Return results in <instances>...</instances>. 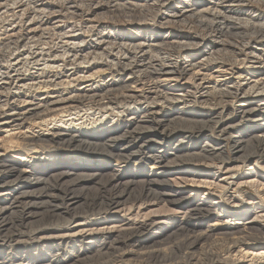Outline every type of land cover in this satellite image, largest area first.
<instances>
[{
	"label": "bare ground",
	"instance_id": "obj_1",
	"mask_svg": "<svg viewBox=\"0 0 264 264\" xmlns=\"http://www.w3.org/2000/svg\"><path fill=\"white\" fill-rule=\"evenodd\" d=\"M55 1L0 0V264H177L172 224L186 264H264L260 202L231 207L264 178V0Z\"/></svg>",
	"mask_w": 264,
	"mask_h": 264
},
{
	"label": "rangeland",
	"instance_id": "obj_2",
	"mask_svg": "<svg viewBox=\"0 0 264 264\" xmlns=\"http://www.w3.org/2000/svg\"><path fill=\"white\" fill-rule=\"evenodd\" d=\"M64 1V2H63ZM69 0H61V1H59V0H56L55 2H57L56 3V6L57 7H62L61 8V11H60V9L58 8H56V9H53L52 11H54L55 10V13L56 12H59L58 14H61V15H65L66 14V8L69 6V2L71 1L72 2V0H70L69 2H68ZM60 2V3H59ZM64 3V4H63ZM65 6V7H64ZM63 13V14H62ZM149 14V16L151 17V15L152 14H154V13H148ZM101 16H103V15H101ZM104 16L105 17H107L108 19H110L111 20V24H120L119 23V21L121 22V20L123 19L124 20V17L122 16V15H120L121 17L118 19L117 17H115L114 15H109V14H107V13H104ZM103 16V17H104ZM153 16V15H152ZM110 17V18H109ZM112 17H113V19H112ZM123 20H122V22H123ZM116 22V23H115ZM176 27L178 28L179 26L178 25H176ZM218 104V103H217ZM221 105H223V104H221ZM200 107V106H199ZM199 107H197V109H200ZM205 141V140H204ZM203 140H202V142L201 143H203L204 142ZM226 143H227V146H228V151H230V148H231V144L233 145V140L232 139H228V140H226ZM12 156V155H11ZM14 157H17V158H19V156L18 155H16V156H14ZM27 162H30V164L33 162V160H28ZM238 165H241V164H238ZM262 165V166H261ZM260 166L261 167H264V164H261ZM254 164H250V163H248V164H246L245 166H241V167H239V168H235L234 170L236 171V172H238V173H240V174H244V179H241V180H238V181H242L243 182V180H244V182H247L248 180H252L253 178H255V177H251L252 175H250V171L251 170H254V169H252V168H254ZM259 166V165H258ZM236 167V166H235ZM238 170V171H237ZM261 172H260V174H264V170L262 169V170H260ZM251 172H254V171H251ZM248 174V175H247ZM223 177V173H219L218 174V176L216 177V179H214V180H212V181H216V184L217 183H220V181H221V178ZM170 179H173L172 177L170 178ZM263 179V180H262ZM260 181V184H259V187H256V185L254 186L253 184H248V183H241V184H239V189L242 191V193L243 194H245V196L246 197H244V196H241V194L239 193V192H237V194H236V197L238 196V198L240 199V201H241V204H242V206H231L233 209H236L237 208V211L239 212V211H242V209H241V207H246V203H248V204H251V206H250V209H253L254 207H255V205H256V203H258V202H260L259 204L261 205V207L263 208V209H261V211H263L264 210V178H262ZM181 181L179 182V181H177V186L178 187H176V188H180V189H186V190H188L187 192H188V194L190 195V193H192V190H196L197 191V193H198V196H200V198H203V194H204V192H207V191H214V189H215V191L217 192H221V190L220 189H217V187H216V185H214V184H212L213 186H208V185H203L200 181H191L192 179L191 178H185V179H180ZM207 182H209V181H207ZM222 182H224V181H222ZM249 182V181H248ZM224 183H228L227 181L226 182H224ZM175 185V184H174ZM225 185H227V184H225ZM252 185V186H251ZM176 186V185H175ZM234 185L233 184H230V186H228L227 188H226V191L230 194V193H236V191H238V190H236V188L235 187H233ZM238 186V185H237ZM255 187V188H254ZM209 189V190H208ZM263 189V190H262ZM225 191V190H224ZM96 188H95V186H90V189L89 190H85V191H83V193H87V194H89V195H94V194H96ZM218 192L216 193V195L218 194ZM215 193V192H214ZM262 194V195H261ZM188 195V196H189ZM198 196H196V199L197 198H199ZM263 197V198H262ZM151 206V207H150ZM248 206V205H247ZM253 207V208H252ZM143 209H141V210H143L140 214V217H139V221H141L142 220V218L144 219V217L145 216H149V218H152V219H155V220H157V221H159L160 220V222L161 221H163V222H165V223H167V224H172V223H176L177 222V220L178 219H180V215L181 214H178V212L177 213H175V211L174 212H172V211H170V212H168V211H166L165 209L164 210H162V207L161 206H154V205H145L144 207H142ZM180 213V212H179ZM121 214H123V213H121ZM263 215H264V213H262ZM124 215V214H123ZM123 215H121V216H123ZM121 216L120 217H118V218H121ZM117 217H116V219L118 220L117 222H119L120 221V219H118ZM138 218V217H137ZM136 218V216H135V218H133V219H137ZM212 221V220H211ZM209 222V224L210 223H212V222ZM235 222V221H234ZM102 223V225H101V227L103 228V227H106V224H104L105 222H101ZM100 223V224H101ZM119 224H122L121 222L119 223ZM167 224H166V226H167ZM262 224L264 225V220L262 221ZM162 225H164V223L162 224ZM173 225V224H172ZM170 226V227H168V229H166V231L164 232V236L162 237V238H170L169 240V244H166V245H164L163 246V253H161V257L163 258V259H166V261L167 262H169V263H177V264H181V263H183V264H186L185 262H186V259H183V258H185L184 256H186L185 254V248L183 247V246H180V245H182V239L181 238H179V239H177V238H175V234H174V231H175V229H172V228H174L173 226ZM176 225V224H175ZM108 226V225H107ZM163 228H164V226H163ZM172 229V230H171ZM156 231H158V230H155V232ZM163 231H164V229H163ZM171 231H173V232H171ZM173 233V234H172ZM170 234V235H169ZM172 234V235H171ZM169 235V236H168ZM171 236V237H170ZM156 238V237H155ZM216 238H218V239H216ZM219 238H220V236H213L212 237V239L211 240H209V241H205L204 243H201L199 246H198V248H196V249H194L192 252H194V256L196 257V256H199L201 253H202V251H208V252H211V250L212 251H215V250H217L218 251V253H220V252H222V249L220 248V247H218L219 248V250H218V248L216 249H213L211 246H209L210 244H211V242H214V243H216V244H218V243H220V242H218V241H216V240H219ZM211 241V242H210ZM173 245V246H172ZM176 245V246H175ZM213 245V244H212ZM223 247V246H222ZM177 250H176V249ZM250 248V247H249ZM261 248V247H260ZM260 248H255V249H252V250H249L248 248H246V249H244V252H246V251H250L249 253L251 254V253H253V255H251L250 257H246V260H244L243 258H242V260H240L239 262L240 263H238V258L236 257L235 259H236V261H237V264H245V262H250L251 261V259L253 258V256H255L257 253L256 252H259V249ZM179 249V250H178ZM224 249V248H223ZM174 250V251H173ZM246 250V251H245ZM177 251V252H176ZM184 251V252H183ZM183 252V253H182ZM179 253V254H178ZM185 253V254H184ZM199 254V255H198ZM182 255V256H181ZM249 255V254H248ZM201 256V255H200ZM170 257V258H169ZM188 257V256H187ZM251 258V259H250ZM128 260H129V262L131 263V264H152L151 263V261L149 260V259H141V258H138V257H135V256H133V257H129L128 258ZM184 260V261H183Z\"/></svg>",
	"mask_w": 264,
	"mask_h": 264
}]
</instances>
